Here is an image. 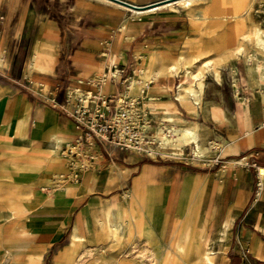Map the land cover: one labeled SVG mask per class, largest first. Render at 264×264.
Wrapping results in <instances>:
<instances>
[{
    "label": "crops",
    "instance_id": "obj_1",
    "mask_svg": "<svg viewBox=\"0 0 264 264\" xmlns=\"http://www.w3.org/2000/svg\"><path fill=\"white\" fill-rule=\"evenodd\" d=\"M122 1L145 6L157 0ZM258 1L254 0L253 8ZM167 7L139 12L112 0H0V131L24 135L13 141L16 146L45 151L50 159L61 158V149L72 142L76 131L73 120L58 106L53 107L49 99L55 97L58 104L64 103L66 87L76 78L92 77L102 72L109 60H115L125 73L142 69L143 82L150 79L153 67L157 68L160 75L145 90V104L154 124L163 119L164 124L174 127L175 136L179 126L195 127L200 142L197 148L206 149L205 156L214 154L208 142L221 149V163L212 165L187 159L194 140L185 141L181 153L170 147L174 155L168 160L96 143L94 165L88 169L90 173L82 175L83 184L74 197L37 207L17 220L23 228L35 231L33 240L40 237L45 244L44 248L35 246L42 252L40 264L59 241L66 239L50 255L55 264V256L70 246L78 220L82 222L85 245L95 248L94 233L85 222L89 212L98 206L112 207L116 219L117 210L127 205L120 199L127 190L135 191L140 199L137 214L141 225L153 233L142 238L152 256L167 253L165 242L175 223L181 225L186 219L177 209L194 195L197 224L202 237L209 239L216 264H264V185L255 195L253 166L264 167V79L253 70L255 58L246 62V56H242L237 71L224 74L223 64L219 78L206 72L196 99L184 97V87L179 85L181 69L176 74H163V65L176 61L194 33L187 12L184 28L183 23L156 15ZM37 50L51 54L53 60L48 66L29 67ZM170 70L176 71V65ZM122 87L107 83L103 90L116 94ZM18 122L21 129L16 127ZM53 141L57 152L52 150ZM8 146L10 140L0 138V152ZM49 163L46 172L56 167ZM38 177L32 175L30 179ZM33 188L42 186L36 182ZM55 219L59 227L50 235H42L32 225ZM224 221L228 227L220 240L218 229ZM121 249L127 250L125 245ZM181 253L177 251L176 255ZM184 255V259L175 257L176 264H190L187 252Z\"/></svg>",
    "mask_w": 264,
    "mask_h": 264
},
{
    "label": "rangeland",
    "instance_id": "obj_2",
    "mask_svg": "<svg viewBox=\"0 0 264 264\" xmlns=\"http://www.w3.org/2000/svg\"><path fill=\"white\" fill-rule=\"evenodd\" d=\"M253 2L254 0H188L187 2L185 0H157L152 2L157 4L156 6L139 10L143 12L157 7L169 6V8H164L156 13V15L166 18L170 22L176 24L183 23V28L185 26L184 23L188 22V15L189 22L193 29L191 33H194L192 42L184 46V51L181 52L176 61L171 63L165 61L163 65V74H176L179 69H181V85H179L184 87L182 92L184 97L189 96L190 99L191 97L196 99L199 90L203 87V80L206 72H211L216 78H219V70L223 64H226L221 70L224 74H227L228 71H237L239 64L242 65V56H246V62L247 59L251 60L255 58L253 70L260 79H264V43L260 45L255 44L254 41H250L251 38L254 37L252 31H258L261 38L264 40V15L257 14L253 11ZM230 7H232V9H229ZM160 52L166 55V58H170L168 53L163 51ZM258 59L263 62V66L257 65ZM31 60L33 61V57ZM233 60L236 61L231 62ZM238 61L240 63H238ZM29 64L30 67L31 62H29ZM173 64L177 67L176 71L170 70ZM155 73H158V76L160 75L157 68L153 67L151 76ZM233 82L236 83L235 80H233ZM169 120L173 122H182V119L174 120L169 118ZM183 126L185 125H182V127ZM20 137L23 138L24 135H19L15 132L14 135H9V133L7 135L3 134L1 139L10 140V146L17 151L32 150L23 146H16L13 143V141H17ZM54 142L55 141H53L52 150L56 149L57 152L59 148L55 146ZM205 151L206 149L203 150V152ZM9 158L10 156L8 153H0V166L3 164L4 160L8 159V162ZM7 162L5 163L4 169L10 168ZM198 163L203 164V162ZM45 169L46 168H40L35 173L39 176L37 180H35V183L37 182L42 186V188L39 189H33L32 186L19 185L17 182L0 181V264H40L42 252L37 251L36 247L44 248L45 244L41 243L40 237L33 240L32 237L35 231L23 228V223L17 220L26 217L31 210L37 207L59 203L74 197L63 196L55 198L53 192L43 190V187L50 182L49 180H51L57 172H64V170H66L63 157L58 159V164L55 168L51 169L49 172H46ZM86 173H90V170L86 171L85 174ZM32 185H34V183H32ZM37 191H41V193L43 192L45 194L52 193V197L43 202L31 200L30 193ZM125 192L126 191L121 194L120 199L123 203L127 201V205L118 210L123 220L126 217L125 209L129 206L130 201V198L124 196ZM133 192L135 193V191ZM195 198L196 196H191V199L195 203L192 202V200L189 201V203H184V201H182L179 205L180 207L177 209L179 210L178 212L181 213V217H185V221L188 219V221H190V226L194 228V230L191 231L189 240L186 242L184 249L178 250L177 245L181 239L182 226L185 221L181 225L178 224L179 221L175 223L171 237L165 242V246L167 250H169L167 252L172 255L174 259L178 256H181L183 259L186 258L184 253L187 252V258H191L190 264H203L200 262V256L205 253L214 255L215 252L209 244V239L203 238L200 233L202 228L197 224L198 208ZM112 206H114V204ZM184 207L188 209L186 213L182 211ZM102 208L108 207L98 206L97 208H92L85 221L90 230L93 231L95 239L96 233L98 234L100 240L99 243L96 244V247L90 248L85 245L82 233L79 232V236L75 237L73 230L70 246L66 247L55 256V264H116L122 261H124L125 264H162L160 262L162 255L152 256L150 247L136 237L130 240L126 235H121L117 240L110 239V221L113 223L115 220L111 219L108 224L103 223L101 221L102 217L100 216V210ZM227 224L228 222L224 221L222 226L218 229V238H220V240L225 234L228 227ZM32 225L38 227L42 235H50L59 227V220L41 221L32 223ZM14 236H21L23 239L14 240ZM65 240L66 239H62L59 241L54 246L55 250L61 247ZM124 245L127 250L121 249ZM55 250L52 249L49 255L47 254V256H44L43 264H52L50 255ZM67 250H69L70 255L69 259L66 261ZM177 251L183 253H181V255H176Z\"/></svg>",
    "mask_w": 264,
    "mask_h": 264
},
{
    "label": "built area",
    "instance_id": "obj_3",
    "mask_svg": "<svg viewBox=\"0 0 264 264\" xmlns=\"http://www.w3.org/2000/svg\"><path fill=\"white\" fill-rule=\"evenodd\" d=\"M253 11L264 15V0H259ZM136 59H142L137 56ZM142 69H132L125 73L123 66L115 60H109L102 72L92 77H78L75 83L66 87L64 103L58 104L51 97V105L58 106L71 118L76 135L72 142L61 149L66 159V171L52 178L50 189L58 188L64 181L79 182L83 172L91 168L96 160L93 151L97 143L101 147L112 144L119 149L133 151L149 158L168 160L173 152L166 146L174 135V127L163 121L154 124L151 112L145 104L146 89L152 83L141 79ZM107 83L121 84L122 90L109 94L103 90ZM137 87V92L133 93ZM188 160H204V164L221 163L220 146L208 142L211 157L199 154L195 142L191 143ZM255 169V195L263 190L264 173L260 166L253 163Z\"/></svg>",
    "mask_w": 264,
    "mask_h": 264
},
{
    "label": "bare ground",
    "instance_id": "obj_4",
    "mask_svg": "<svg viewBox=\"0 0 264 264\" xmlns=\"http://www.w3.org/2000/svg\"><path fill=\"white\" fill-rule=\"evenodd\" d=\"M185 1L187 2L188 0H185ZM154 6H156V5H154ZM151 7H153V6H151ZM147 8H150V7H147ZM136 10L139 11V10H144V9H136ZM135 12H137V11H135ZM139 12H141V11H139ZM252 34L254 37L251 38V40H250L251 42L254 41L255 44H260V45H262L261 43H264V40H263V38H261L258 31H252ZM263 48H264V46H263ZM50 55L51 54H49V53H45L41 50H37L33 56V61L31 62V65L32 66H39V67L48 66L53 60V58ZM257 65L263 66V62L261 60L259 61V59H258ZM157 76H158V73H155L154 75H152L150 77V80H154L155 78H157ZM184 83H186V82H184ZM27 119H28V117H27ZM161 121H162V119H161ZM16 127L21 129L20 122L17 123ZM17 131H19V130H17ZM3 134L7 135L8 133H6V132L4 133V132L0 131V138L3 136ZM198 137H199V132L196 128L192 129V128H184L182 126H179V130L177 131L176 136H174L172 139L168 140L166 143V146L172 147L176 150V152L181 153L182 152V145L185 141L194 140V141H196L197 146H199L200 142L198 141ZM57 143H58V147H60V142L58 141ZM7 150H10V152H11L10 154L8 153L10 158H9V161L7 162L8 165H10V168L2 170L1 176H0L1 182H17L19 185L21 184V185L32 186V188H33L32 183H35V180H31L30 176H32V175L36 176V174H35L36 171L40 168H46V166L49 162L54 166H56L58 164L57 159H53V158L50 159V157L47 155L48 153H46L45 151L38 150V149H32V150H27V151H20V150L17 151L15 149H13L11 146H8V147H5L4 149L2 148L0 153L4 154ZM54 150L55 151H53V152H56V149H54ZM203 150H205V149H201L199 151V154H204L205 152H203ZM63 159L65 160V163H66V159L64 157H63ZM197 162H203V164H204L203 159H200ZM259 169H260L261 173H264V167L263 166H260ZM65 171L66 170H64V172ZM86 171H88V169H86L83 172V174H85ZM58 173H63V172H57L54 176H56ZM52 178H51V180H49L50 181L49 183H51ZM82 184L83 183H81V181H79V182L64 181L60 187L50 189L49 191L53 192L55 194V198H60L63 196H75L80 191ZM48 185L44 186L43 190H47ZM124 196L126 198H130L129 206L126 207V209H125V213H126L125 219L124 220L121 219L118 210L116 213V219H113V216H112L113 209H112V207H108V208H102L100 210V216L102 217L101 221L105 224H108L111 219L115 220V222H113V223L110 221V223H111L110 239L117 240V238L121 237V235L122 236L126 235L127 238H129L130 240L136 237L137 239L139 238V240L141 242L147 244L146 240L142 239L143 236L151 237V236H153V233L150 230L147 231L141 225V220H140L139 214H137L138 203L140 202V199L137 198L136 193H134L133 191H128V190L125 192ZM30 197H31V200L43 202V201H46L48 198H51L52 193L45 194L43 192L41 193V191H39V192L37 191V192L30 193ZM187 210H188L187 207H184L182 209L183 213H186ZM189 222L190 221H188V219H187L185 221L184 225L182 226V232H181V237H180L181 239L177 245L178 250L184 249L186 242L189 240L191 231L194 230V228H192L190 226ZM81 231H82V222H81V220H78L76 226L74 227V236L75 237L79 236V234H80L79 232H81ZM95 240L97 243H99L100 239H99L97 233H96V239ZM167 251H169V250H167ZM69 255H70L69 250H67L66 261L69 259ZM160 262L162 264H175L176 260L174 259V257L172 255H170L167 252L166 254L162 255ZM200 262L203 264H215L214 255L205 253L202 256H200Z\"/></svg>",
    "mask_w": 264,
    "mask_h": 264
},
{
    "label": "water",
    "instance_id": "obj_5",
    "mask_svg": "<svg viewBox=\"0 0 264 264\" xmlns=\"http://www.w3.org/2000/svg\"><path fill=\"white\" fill-rule=\"evenodd\" d=\"M112 1L118 2L120 4L126 5L128 7L134 8V9H144V8H147V7H151V6L157 5L155 3H151V4L145 5V6H135V5L129 4L127 2H124L122 0H112Z\"/></svg>",
    "mask_w": 264,
    "mask_h": 264
}]
</instances>
